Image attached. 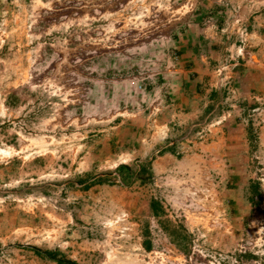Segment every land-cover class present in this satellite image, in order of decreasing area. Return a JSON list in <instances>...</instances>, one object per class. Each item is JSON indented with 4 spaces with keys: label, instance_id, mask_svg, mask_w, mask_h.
Listing matches in <instances>:
<instances>
[{
    "label": "rangeland",
    "instance_id": "374dc122",
    "mask_svg": "<svg viewBox=\"0 0 264 264\" xmlns=\"http://www.w3.org/2000/svg\"><path fill=\"white\" fill-rule=\"evenodd\" d=\"M212 12L0 0V264H264L263 119L176 108Z\"/></svg>",
    "mask_w": 264,
    "mask_h": 264
},
{
    "label": "crops",
    "instance_id": "0c3cea01",
    "mask_svg": "<svg viewBox=\"0 0 264 264\" xmlns=\"http://www.w3.org/2000/svg\"><path fill=\"white\" fill-rule=\"evenodd\" d=\"M221 2L225 7H216ZM208 3L224 32L205 33L214 39L208 54L196 55L192 47H182V58H188L187 73L192 79L185 84V91L190 93L176 105L177 109L189 105L190 112L180 115L179 120L198 117L201 112L198 107L203 109L204 104L215 110L230 101L227 113L231 120L235 113L243 111L246 117L257 113L264 121V0H208ZM232 20H239L235 22L237 26L225 27ZM238 24L245 27L247 35H240ZM220 95L222 102H216L215 96ZM235 120L241 121V117Z\"/></svg>",
    "mask_w": 264,
    "mask_h": 264
},
{
    "label": "trees",
    "instance_id": "16d2710c",
    "mask_svg": "<svg viewBox=\"0 0 264 264\" xmlns=\"http://www.w3.org/2000/svg\"><path fill=\"white\" fill-rule=\"evenodd\" d=\"M123 168H124V167H120V169H123ZM103 181H104L103 178L98 179V180H95V181H93L91 184L86 185V189H88L89 186H92V185L97 184V183H102ZM35 252H36L38 255L43 256V254L40 252V250L35 249ZM56 254H57V252H48L47 255H48L49 257H51L52 259H55ZM57 262H58L59 264H64V261H62V260H58Z\"/></svg>",
    "mask_w": 264,
    "mask_h": 264
},
{
    "label": "built area",
    "instance_id": "2783aa9c",
    "mask_svg": "<svg viewBox=\"0 0 264 264\" xmlns=\"http://www.w3.org/2000/svg\"><path fill=\"white\" fill-rule=\"evenodd\" d=\"M239 20H236L235 22H238ZM243 35H247V31L246 30H243L242 32Z\"/></svg>",
    "mask_w": 264,
    "mask_h": 264
}]
</instances>
